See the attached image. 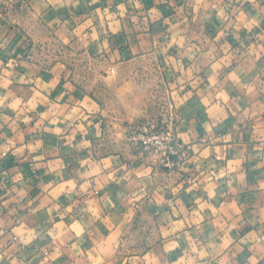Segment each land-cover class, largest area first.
Listing matches in <instances>:
<instances>
[{
	"label": "crops",
	"instance_id": "0c3cea01",
	"mask_svg": "<svg viewBox=\"0 0 264 264\" xmlns=\"http://www.w3.org/2000/svg\"><path fill=\"white\" fill-rule=\"evenodd\" d=\"M7 1L0 264H264V0ZM53 38L119 77L99 86ZM156 92L190 147L172 169L98 127L149 116Z\"/></svg>",
	"mask_w": 264,
	"mask_h": 264
},
{
	"label": "built area",
	"instance_id": "2783aa9c",
	"mask_svg": "<svg viewBox=\"0 0 264 264\" xmlns=\"http://www.w3.org/2000/svg\"><path fill=\"white\" fill-rule=\"evenodd\" d=\"M7 3L9 7H13L17 3H20L22 8L30 7L28 0H8ZM27 42L30 43L29 40H27ZM37 48L38 47L34 44L31 45L30 50L27 52V57L29 58L33 55V52H37ZM44 48L47 52L54 50L57 51L58 54H69L73 63H77L80 67H84L88 73H94L97 76L103 77V75L115 72V67L113 65H106L104 68L97 70V62L103 63L104 60L90 58L87 54L78 55L73 51L69 52L65 45L58 39L53 38L48 46H45ZM163 95L164 96L159 99V105L161 107L159 117L149 115L146 117V123L141 127L138 125L134 126L131 140L134 141L133 143L137 146V149H140L141 153L147 155L146 160H151L152 162L153 159L157 157L162 167L172 169L178 167L181 161L187 157L190 147L188 144H184L177 135V110L175 103H173L169 92L168 94ZM98 127L102 133L105 132L106 127L104 123H101ZM217 159L220 158L217 157ZM131 201L133 204H137L134 197Z\"/></svg>",
	"mask_w": 264,
	"mask_h": 264
},
{
	"label": "rangeland",
	"instance_id": "374dc122",
	"mask_svg": "<svg viewBox=\"0 0 264 264\" xmlns=\"http://www.w3.org/2000/svg\"><path fill=\"white\" fill-rule=\"evenodd\" d=\"M120 73H121V70L115 68V72L114 73H109V74L106 75V77L110 76V78L108 79L107 82L111 83V79H113V77L118 78ZM100 78L103 79V81L102 82H98L99 86L101 85L100 83L103 84V82L106 81L105 80L106 78L105 79L102 78V77H100ZM129 81H130V78H126V79L122 80L121 83L126 84ZM151 82L152 81L150 79V75L144 74V73L139 74L138 83H139V85L141 84L140 85L141 86V92H140V95H139L141 97V100L143 99V100L146 101L147 100L146 98H148V97L151 98V92L147 90L148 89V85L151 84ZM104 83L106 84V82H104ZM102 87H104V86H102ZM153 95H154V97H152L153 102L151 103L149 115L150 116H154V117H156V116L159 117V114L161 113V107L159 105V99L162 98L164 95H163V92L162 93L161 92H156ZM147 116H143V117L138 118L137 120H133V121H129V122L123 123L124 125H121V126H123V128L125 130H123L122 127H121L122 129H120V130H118V128H116L118 133H119L118 134L119 136H117L115 134V130L116 129L111 130L112 127H110L109 124L107 122H105L104 124H105L106 130H107V136L109 137V139L113 140L115 143H117V140H118V143L120 144L121 147H123V149H130V151L131 150H136L142 155V158L146 159L147 155L145 153H141L140 149H137V146L133 143L134 141L131 140V137L133 136L132 135L133 134L132 132L134 131L133 127L136 126V125L141 127L143 124H145ZM158 123H160V122H158ZM111 133H113V134H111ZM154 160L159 161L157 157H155L153 159V161Z\"/></svg>",
	"mask_w": 264,
	"mask_h": 264
}]
</instances>
